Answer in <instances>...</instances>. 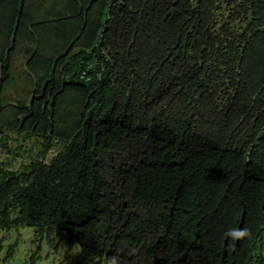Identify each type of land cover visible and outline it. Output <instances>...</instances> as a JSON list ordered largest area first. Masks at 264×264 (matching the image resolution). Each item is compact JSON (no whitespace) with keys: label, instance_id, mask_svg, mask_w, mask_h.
<instances>
[{"label":"trees","instance_id":"obj_1","mask_svg":"<svg viewBox=\"0 0 264 264\" xmlns=\"http://www.w3.org/2000/svg\"><path fill=\"white\" fill-rule=\"evenodd\" d=\"M29 1L0 0V228L84 264H264V0Z\"/></svg>","mask_w":264,"mask_h":264},{"label":"rangeland","instance_id":"obj_2","mask_svg":"<svg viewBox=\"0 0 264 264\" xmlns=\"http://www.w3.org/2000/svg\"><path fill=\"white\" fill-rule=\"evenodd\" d=\"M53 2L60 4V0H30L27 8L41 14ZM28 48L24 42L20 43L12 56L14 85L9 86L5 93L6 102H16L25 95L26 90L32 89L36 84L35 76L27 69ZM16 214L13 213L12 217L15 218ZM261 250L264 254V235ZM82 260L83 255L78 244L56 238L54 246L51 247L48 235L39 237L34 225L14 222L8 229L0 228V264H84Z\"/></svg>","mask_w":264,"mask_h":264}]
</instances>
